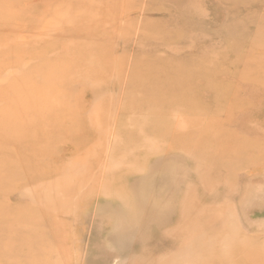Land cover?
<instances>
[{"label": "rangeland", "instance_id": "rangeland-1", "mask_svg": "<svg viewBox=\"0 0 264 264\" xmlns=\"http://www.w3.org/2000/svg\"><path fill=\"white\" fill-rule=\"evenodd\" d=\"M0 164V264H264V0H0Z\"/></svg>", "mask_w": 264, "mask_h": 264}, {"label": "bare ground", "instance_id": "bare-ground-1", "mask_svg": "<svg viewBox=\"0 0 264 264\" xmlns=\"http://www.w3.org/2000/svg\"><path fill=\"white\" fill-rule=\"evenodd\" d=\"M59 50H60V49H59ZM59 50H58V51H59ZM56 51H57V50H56ZM46 52H47V51H46ZM59 52H60V51H59ZM55 53H57V52H55ZM46 54H47V53H46ZM48 54H49V53H48ZM48 54H47V55H48ZM51 55H52V54H51ZM60 55H62V54H60ZM60 55H58V57H60ZM54 56H55V55H54ZM54 56H53V57H54ZM46 57H47V56H46ZM48 57H49V56H48ZM53 57H52V58H53ZM61 57H62V56H61ZM61 57H60V58H61ZM42 58H43V57H41V61H42ZM102 60H103V59H102ZM104 60H105V59H104ZM43 62H44V60H43ZM45 62H46V61H45ZM47 62H48V58H47ZM98 62H99V61H98ZM103 63H104V62H103ZM108 63H109V62H108ZM108 63H107V64H108ZM45 64H46V63H45ZM110 64H111V63H109V65H110ZM110 66H111V65H110ZM45 67H46V66H45ZM102 67L105 68V67H107V66H105V67L102 66ZM41 68H43V66H42ZM71 70H72V69H71ZM75 70H77V69H75ZM75 70H74V71H75ZM151 70H152V69H151ZM151 70H149V71H151ZM153 70H154V69H153ZM155 70H156V69H155ZM68 71H70V70H68ZM68 71H67V72H68ZM105 71H106V70H105ZM156 71H157V70H156ZM154 72H155V71H154ZM154 72H153V73H154ZM163 72H164V71H163ZM70 73H71V71H70ZM83 73H84V72H83ZM83 73H81V74H82V77H81V78H83ZM151 73H152V72H151ZM164 73H165V72H164ZM164 73H163V74H164ZM77 74H78V73H77ZM148 74H149V73H148ZM165 74H166V73H165ZM168 75H169V73H168ZM7 76H8V75H7ZM84 76H85V73H84ZM163 76H165V75H163ZM159 77H160V76H159ZM3 78H4V77H3ZM148 78H149V76H148ZM165 78H166V76H165ZM105 79H106V78H105ZM149 79H150V78H149ZM154 79H155V78H154ZM3 80H4V79H3ZM151 80H152V79H151ZM151 80H150V81H151ZM159 80H160V79H159ZM252 80H253V79H252ZM152 81H153V80H152ZM152 81H151V82H152ZM165 81H166V80H164V81L160 80V82H165ZM168 81H170V80H168ZM168 81H167V83H168L167 86L169 85V82H168ZM160 82H158V83H160ZM153 83H154V81H153ZM170 83L172 84L173 81L170 82ZM174 83H175V82H174ZM165 84H166V83H165ZM171 84H170V85H171ZM150 85H151V83H150ZM154 85H155V84H154ZM160 85H161V83H160ZM170 85H169V86H170ZM172 85H173V84H172ZM145 86H146V85H145ZM152 86H153V85H152ZM155 86H157V85H155ZM173 86H174V85H173ZM147 87H148V86H147ZM163 87H164V86H163ZM174 87L177 88L176 86H174ZM195 87H196V86H195ZM197 87H199V86L197 85ZM197 87H196V88H197ZM152 88H154V86H153ZM164 88L166 89V87H164ZM193 88H194V86H193ZM193 88H192V91H193ZM198 89L200 90V88H198ZM162 90H163V89H162ZM169 90H172V89H169ZM194 91H195V90H194ZM140 92L143 93L142 90H141ZM144 92H145V91H144ZM187 92H188V91H187ZM197 92H198V91H197ZM138 93H139V92H138ZM199 93H200V92H199ZM145 94H146V92H145ZM145 94H144V95H145ZM166 94H167V93L165 92V95H166ZM148 96H149V95H148ZM148 96H146V97H148ZM169 96H170V95H169ZM173 96H174V94H173ZM151 97H152V95L149 96V98H151ZM152 98H153V97H152ZM169 101H170V100H169ZM169 101H168V103H169ZM172 102H173V101H172ZM172 102H171V103H172ZM174 103H175V102H174ZM180 103H181V102H180ZM169 104H170V103H169ZM175 104H176V103H175ZM169 106H170V105H169ZM137 112H138V111H137ZM138 113H139V112H138ZM50 116H51V115H50ZM48 118H49V116H48ZM44 121H45V120H44ZM100 124H101V123H100ZM144 125H145V124H144ZM36 126H37V124H36ZM140 126H141V125H140ZM139 128H141V127H139ZM139 128H138V130H139ZM189 128H190V127H189ZM98 129H101V128H98ZM95 130H96V129H95ZM161 131H162V130H161ZM108 132H110V131L108 130ZM188 133H189V131H188ZM49 134H50V133H49ZM109 134H110V133H109ZM109 134H107V135H109ZM55 135H56V134H55ZM7 137H9V135H8ZM6 140L9 141V140H11V138H9V140H8V138H7ZM49 140H50V139H49ZM12 141L14 142V140H12ZM12 141H11V144H12ZM9 142H10V141H9ZM39 142H40V141H39ZM45 142H46V140H45ZM5 143H6V142H4L3 144H5ZM17 143H18V142H17ZM46 143H47V142H46ZM3 144H2V145H3ZM9 144H10V143H9ZM9 144H8V145H9ZM11 144H10V145H11ZM47 144H48V143H47ZM50 144H51V143H50ZM12 145H13V144H12ZM51 145H52V144H51ZM53 145H55V144H53ZM15 146H16V144H14L13 147H15ZM6 147H7V146H6ZM8 147H9V146H8ZM11 147H12V146H11ZM3 148H4V147H3ZM3 148H2V150H3ZM52 148H53V147H52ZM10 149H11V148H10ZM4 150H5V149H4ZM14 150H15V148H14ZM21 150H23V149H21ZM5 151H6V150H5ZM10 152H11V151H10ZM18 152H19V151H18ZM14 153H15V152H14ZM16 153H17V152H16ZM10 154H11V153H10ZM19 155H20V154H19ZM22 156H24V155H22ZM22 156H21V157H22ZM29 156H31V155H29ZM21 157H19V158H21ZM26 157H27V156H26ZM14 160H15V159H14ZM23 160H24V158H23ZM15 161H16V160H15ZM34 162H35V161H34ZM36 162H37V161H36ZM8 163H10V162H8ZM20 163H21V166H20V167H22V169L24 170L25 163H24L21 159H20ZM26 163H27V162H26ZM30 163H31V162H30ZM13 164H14V163H13ZM31 164H32V163H31ZM32 165H34V164H32ZM0 166H1V164H0ZM23 166H24V167H23ZM0 168H1V167H0ZM4 172H5V171H4ZM7 173H9V172H7ZM11 173H12V172H11ZM15 173H16V172H15ZM21 175H22V174H21ZM21 175L19 174L18 176H21ZM23 175H24V174H23ZM23 175H22V176H23ZM0 176H1V174H0ZM15 176H16V175H15ZM18 176H16V177H18ZM1 177H2V176H1ZM13 177H14V176H13ZM20 179H22V178H20ZM23 179H25V178H23ZM1 180H3V179H1ZM25 182H26V181H25ZM9 184L12 186L11 183H9Z\"/></svg>", "mask_w": 264, "mask_h": 264}]
</instances>
